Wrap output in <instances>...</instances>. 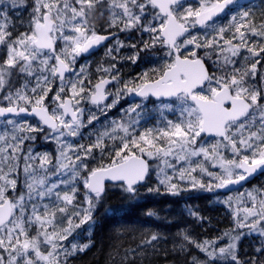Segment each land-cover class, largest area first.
<instances>
[{
	"label": "snow or ice",
	"instance_id": "snow-or-ice-1",
	"mask_svg": "<svg viewBox=\"0 0 264 264\" xmlns=\"http://www.w3.org/2000/svg\"><path fill=\"white\" fill-rule=\"evenodd\" d=\"M102 46L105 62L77 66ZM154 61L123 78L124 62ZM129 96L142 101L127 119L96 127ZM150 97L178 119L158 108L141 127ZM0 125V264H72L103 230L98 210L264 175V0H0ZM113 192L126 203L108 205ZM218 202L230 225L214 236L144 231L133 247L114 230L106 264H264V186Z\"/></svg>",
	"mask_w": 264,
	"mask_h": 264
},
{
	"label": "trees",
	"instance_id": "trees-1",
	"mask_svg": "<svg viewBox=\"0 0 264 264\" xmlns=\"http://www.w3.org/2000/svg\"><path fill=\"white\" fill-rule=\"evenodd\" d=\"M151 111L153 112V108ZM252 185L264 186V176L258 175L245 186L239 187L231 192H239L244 187ZM219 192V196L225 195V192L221 190ZM219 196L217 193L201 191L183 192L179 196L166 194L144 195L138 202H134L128 207L126 214L118 217H104L102 210H98V216L104 226L103 230L97 229L93 232L96 243L85 253L78 254L73 259L72 264H106V257L109 252L106 238L114 230H119L120 232L119 239L116 241L117 243L122 242L133 247L139 241L141 232L144 231H160L171 238L177 231L187 227L198 233L201 237L214 236L216 232L213 231V227L219 231L230 225L229 210L222 203L218 202L222 200ZM107 203L111 206H117L126 202L122 201L113 192L110 193V198ZM187 207L199 208L201 214L211 220V225L206 224L204 229H201L186 214L185 209ZM147 210L155 211L157 216H146L145 212ZM78 232H83V230H78ZM80 240L85 242L87 240V234L81 235ZM165 247H171V244L169 243ZM156 264H165V258L162 256L158 257Z\"/></svg>",
	"mask_w": 264,
	"mask_h": 264
},
{
	"label": "flooded vegetation",
	"instance_id": "flooded-vegetation-1",
	"mask_svg": "<svg viewBox=\"0 0 264 264\" xmlns=\"http://www.w3.org/2000/svg\"><path fill=\"white\" fill-rule=\"evenodd\" d=\"M188 2H191V3L195 4L196 0H188ZM250 3L255 5L256 7H259L260 4H261V0H253ZM194 31H199V30H194ZM121 39H123V34H121ZM104 52H105V48L102 46V47L98 48L97 50H95L92 54L82 56L78 60V62L81 63V62H83L84 59H86V60L93 59V61L91 62V64H92L91 68L95 69V67L97 66L98 63L106 61V58L104 56ZM128 52H130V50H122V54H127ZM157 66L158 65H157V63L155 61L152 62V63L141 62V63H138L137 65H133V64H131L129 62H124L122 64V66H121V72H122V76H123L124 79H130L133 76H138L141 72H143V71H145V70H147L149 68L157 67ZM109 99H111V97ZM141 101H142V98H137V99L131 100L130 96H129V97H126L125 99H121L120 103L116 106V108L117 107L118 108L127 107L130 104L140 103ZM162 102L163 103H169L170 101L168 99L157 100L154 97H150L147 101H144L143 103H145V104H144V106L142 108L143 113H145L144 117L145 118H150V119L153 120L154 117H156V115L155 116L152 115L153 112L151 111V108H152L151 106L153 104H162ZM150 104H151V106H149ZM108 112H109L108 114L117 115L115 113L114 109H111ZM120 117H121V119H127L125 114H121ZM28 119L33 120L34 118L28 117ZM208 139H212V138L209 137Z\"/></svg>",
	"mask_w": 264,
	"mask_h": 264
},
{
	"label": "rangeland",
	"instance_id": "rangeland-1",
	"mask_svg": "<svg viewBox=\"0 0 264 264\" xmlns=\"http://www.w3.org/2000/svg\"><path fill=\"white\" fill-rule=\"evenodd\" d=\"M93 61V59H88V60H86V59H84L83 60V62H78L77 61V66H79L80 64H83V63H85V62H88V63H90V65H91V67H92V64H91V62ZM145 103H143V105H144ZM149 106H151V104L149 105ZM88 107H91V105H89ZM129 106H127V107H121V108H113L114 109V111H115V113L117 114V115H114V114H108L109 112L107 111V113H106V115H100V113L99 112H97V115H99L100 116V121H98L97 123H96V127L97 128H101L102 127V124H101V122H103V125H107L108 124V122L109 121H112V120H121V117H120V115L121 114H124V109H127ZM152 108H153V113H152V115H156V117H154V119L152 120V119H150V118H145L144 120H142L141 121V127H152L154 124H158V122L160 121V119H161V113H160V111H157V109L158 108H160L161 109V111H163V115H164V117H166L167 119H171V120H176V119H178V117H179V112L178 111H175V112H173V111H166V110H163L162 108H161V104H153L152 106H151ZM151 108V109H152ZM94 111H95V109H93ZM147 119V120H146ZM30 120V119H29ZM4 129H3V126L2 125H0V132H2ZM84 131H85V133H87L88 131H89V129H84ZM209 140H211V139H209ZM37 144L39 145L40 144V141H37ZM55 149V145L54 144H52V145H50V144H45L42 148H39V150H42V151H53ZM154 163V162H153ZM213 170H216V169H213ZM253 187H256V188H259L260 186H256V185H252V186H246V187H244L241 191H239V192H234V193H232V192H228V193H225V194H227V195H231V196H233V197H235V196H238L240 193H244L246 190L247 191H250V190H252V188ZM225 196V195H224ZM224 196H219L220 197V199H224ZM71 239V238H70ZM82 242V241H81Z\"/></svg>",
	"mask_w": 264,
	"mask_h": 264
},
{
	"label": "water",
	"instance_id": "water-1",
	"mask_svg": "<svg viewBox=\"0 0 264 264\" xmlns=\"http://www.w3.org/2000/svg\"><path fill=\"white\" fill-rule=\"evenodd\" d=\"M253 0H247V2H252ZM137 98H140L138 96H130V99L133 100V99H137ZM155 98V97H154ZM156 99V98H155ZM162 99H167V98H162ZM259 174H257L256 176H254L253 178H251L250 181H252L255 177H257ZM249 181V182H250ZM248 182H245L243 183L242 185H234L232 186L231 190H228V189H222L221 191L225 192V193H228V192H231L239 187H242V186H245Z\"/></svg>",
	"mask_w": 264,
	"mask_h": 264
}]
</instances>
